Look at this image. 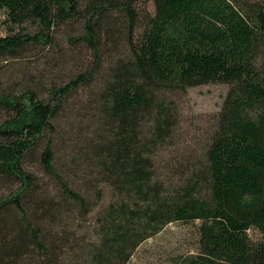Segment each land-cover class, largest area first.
Segmentation results:
<instances>
[{"label": "trees", "instance_id": "trees-1", "mask_svg": "<svg viewBox=\"0 0 264 264\" xmlns=\"http://www.w3.org/2000/svg\"><path fill=\"white\" fill-rule=\"evenodd\" d=\"M0 13L48 32L80 22L72 42L94 58L46 92L0 79V187L18 184L0 196V264H128L168 225L197 222L196 253L173 264H264V0H0ZM43 31L0 37V60L52 44ZM209 84L228 86L216 130L167 186L166 94Z\"/></svg>", "mask_w": 264, "mask_h": 264}, {"label": "rangeland", "instance_id": "rangeland-1", "mask_svg": "<svg viewBox=\"0 0 264 264\" xmlns=\"http://www.w3.org/2000/svg\"><path fill=\"white\" fill-rule=\"evenodd\" d=\"M143 4V1L139 3L141 10ZM146 8L150 14L154 12L151 2ZM115 16L114 18H121L119 15ZM42 31L37 23L27 22L13 26L7 16L0 13V37L10 32L15 35H34ZM43 32L50 36L49 41L52 44L28 45L17 55L0 60V79L4 88L14 85H21L22 88L27 85L30 88H39V82L36 80H40L46 92L53 84H64L75 74L89 69L93 64L94 58L89 49L83 44L74 43L75 39L83 33L80 22L56 25L51 31ZM55 63L60 64L57 69L53 66ZM227 92L228 86L225 84H209L191 88L185 92L166 94L169 105L174 106L178 120L172 137L168 139L166 145L156 151L155 163L158 178L167 186L182 183L203 161L205 150L216 130ZM2 119L3 114L0 112V120ZM152 131V123H146L145 137H151ZM30 169L42 177L37 166ZM17 186L15 182L2 185L0 196L10 194L17 189ZM110 201L111 198L106 193L105 199L101 202V210ZM95 219L94 213L91 216L92 225ZM198 224L197 222L196 224L168 225L160 234L144 242L128 264H173V259L180 255L196 253ZM249 236L252 240L260 238L256 231H250Z\"/></svg>", "mask_w": 264, "mask_h": 264}]
</instances>
